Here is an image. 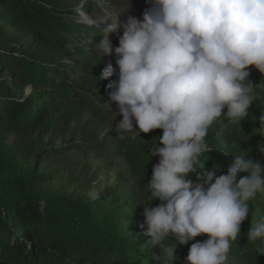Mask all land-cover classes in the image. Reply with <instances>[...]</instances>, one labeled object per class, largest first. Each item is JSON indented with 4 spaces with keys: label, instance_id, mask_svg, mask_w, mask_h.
<instances>
[{
    "label": "clouds",
    "instance_id": "clouds-1",
    "mask_svg": "<svg viewBox=\"0 0 264 264\" xmlns=\"http://www.w3.org/2000/svg\"><path fill=\"white\" fill-rule=\"evenodd\" d=\"M147 2L142 20L111 22L94 46L101 55H114L119 69L107 85L109 104L122 116L118 135L162 129L151 150L159 162L146 185L161 203L145 206L140 227L148 245L160 250L153 253L155 264H174L177 244L201 235L208 238L191 244L184 264H234L230 250L240 239L249 202L264 193V168L249 154L233 156L226 174L198 165L213 150L206 139L213 124L241 122L258 98L249 68L264 75V0ZM113 32L117 47L109 39ZM113 75L117 69L107 65L99 79ZM259 121L264 130V112ZM246 235L261 242L257 250L264 255V215ZM169 238L174 248L165 244Z\"/></svg>",
    "mask_w": 264,
    "mask_h": 264
},
{
    "label": "trees",
    "instance_id": "trees-1",
    "mask_svg": "<svg viewBox=\"0 0 264 264\" xmlns=\"http://www.w3.org/2000/svg\"><path fill=\"white\" fill-rule=\"evenodd\" d=\"M61 4L59 0H0V14L40 46L20 55L0 46V71L9 73L0 79V136L71 115L79 109L75 104H86L83 96L93 93L97 85L88 76L76 78L66 68V55L76 48L63 37L77 36L78 26L68 28L65 15L70 9ZM249 70V79L258 84V98L249 113L260 115L264 112V75L253 66ZM19 85H33L36 90L19 102L9 92V87ZM103 99L109 101V97L94 98ZM111 106L112 110L117 107ZM161 135L162 129L140 135L148 145L141 143L143 147L129 151L130 170L121 172L114 186L92 200L53 194L35 168L11 169L0 160V264H155L152 256L158 249L148 245L149 237L140 226L142 198L150 193L146 185L159 162L151 150ZM206 139L213 150L199 158L198 167L226 171L233 155L225 154L209 135ZM74 143L88 146L83 141ZM199 168L190 178L195 180ZM172 241L169 238L165 244ZM248 264H264V255L258 252Z\"/></svg>",
    "mask_w": 264,
    "mask_h": 264
},
{
    "label": "rangeland",
    "instance_id": "rangeland-1",
    "mask_svg": "<svg viewBox=\"0 0 264 264\" xmlns=\"http://www.w3.org/2000/svg\"><path fill=\"white\" fill-rule=\"evenodd\" d=\"M59 1L63 3L61 5L64 8L70 9L65 15V20L69 23L68 28L72 24L78 26L77 36L63 37L76 48V51L66 55L65 64H68L66 68L71 69L70 72L76 78L85 75L92 78L97 85L92 89L93 93L83 96L86 104L83 105L80 101L75 104L79 109L71 115L62 116L55 121L45 120L30 128L0 136V160L8 163L11 169L35 168L46 178V187L53 194L92 200L114 186L121 172L130 170L129 151L143 147L141 143L148 145L145 137L141 138L143 132L140 134L142 136L131 133L119 136L117 125L122 116L118 114L117 107L113 109L115 113L111 106L116 104H109L106 99L94 100L95 97H109L110 89L107 85L118 79L119 71L114 55H101L94 50V46L103 38L102 35L106 34L104 29L111 22L116 20L117 23L124 22L129 16L142 20L143 12L150 5L147 0ZM136 7L139 10H136ZM119 35H122V31ZM109 39L113 47L118 46L116 32L110 33ZM0 46L5 51L18 55L23 51L33 52L40 49L28 32L7 20L2 14ZM107 65L115 67L117 75L101 80L99 77ZM8 74L0 71V79L7 77ZM19 87L20 85L15 88L9 87L11 98L19 102L36 90L33 85ZM74 99L80 100L77 95ZM107 105L111 106L110 109L100 107ZM259 117L260 115L249 113L241 122H230L227 119H223L222 123L217 121L209 129V138L220 143L225 153L233 156L249 154L254 160L260 161L264 168V130L259 129ZM133 123L135 127V121ZM79 141L88 146L74 143ZM213 169L209 166L206 170ZM221 174H226V171L218 170L217 175ZM243 175L245 173H239L238 178ZM142 202L144 208L148 204L154 207L161 203L158 199L152 200L150 193L142 198ZM249 204V216L241 224L240 239L230 250V259L234 258V264H248L255 260L258 246H261L260 241L255 243L247 241L246 234L251 222L254 224L261 215H264V193L258 194ZM207 238V235H201L188 244H177L175 249L177 259L174 264H184L191 244ZM167 244L175 247L174 241ZM159 251L158 249L157 252Z\"/></svg>",
    "mask_w": 264,
    "mask_h": 264
}]
</instances>
